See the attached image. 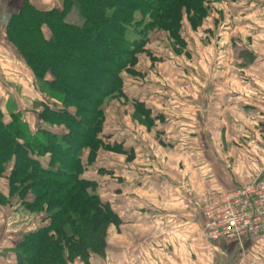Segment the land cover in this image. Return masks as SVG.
Here are the masks:
<instances>
[{"label": "crops", "instance_id": "1", "mask_svg": "<svg viewBox=\"0 0 264 264\" xmlns=\"http://www.w3.org/2000/svg\"><path fill=\"white\" fill-rule=\"evenodd\" d=\"M22 2L0 0V111L5 123L19 113L36 132L49 127L37 110L45 95L6 34ZM30 2L50 10L61 8L63 0ZM212 2L217 7L214 25H205L209 15L197 28L184 18V47L174 45L163 30L150 33L151 55H142L141 61L149 58L155 74L132 89L144 101L149 123L139 120L130 104L128 120L118 117L108 128L124 151L101 149L102 198L120 217L119 226L109 233L101 264H264V236L224 240V246L231 247L210 248L212 258H206V242H212L203 230L207 194L264 176V0ZM246 2L243 15L238 7ZM255 2L260 4L251 7ZM259 10L262 19L256 27L249 21L238 25L239 18ZM76 21L81 23L77 17ZM187 34L195 35L198 61L205 63L198 89L189 88L185 70L196 61ZM160 35L167 39L169 56L155 50L161 48L156 39ZM40 161L47 167L49 154ZM7 186L0 197L8 196V182ZM14 200L0 201V264H16V241L49 224L45 212H31Z\"/></svg>", "mask_w": 264, "mask_h": 264}, {"label": "trees", "instance_id": "2", "mask_svg": "<svg viewBox=\"0 0 264 264\" xmlns=\"http://www.w3.org/2000/svg\"><path fill=\"white\" fill-rule=\"evenodd\" d=\"M209 1L63 0L61 8L41 10L23 0L10 17L7 37L45 95L37 110L49 125L31 133L19 113L5 123L0 111V176L10 169L9 194L0 201L13 198L49 220L16 241V264H71L77 258L91 264L103 258L120 217L84 173L101 149L124 151L105 130L104 107L124 98L149 123L142 98L126 92L130 80L136 84L144 77L139 65L142 55H151L149 35L163 30L184 47V18L192 28L201 26ZM71 14L81 23L72 22Z\"/></svg>", "mask_w": 264, "mask_h": 264}, {"label": "built area", "instance_id": "3", "mask_svg": "<svg viewBox=\"0 0 264 264\" xmlns=\"http://www.w3.org/2000/svg\"><path fill=\"white\" fill-rule=\"evenodd\" d=\"M203 213L204 234L211 241L264 236V176L235 188L212 190Z\"/></svg>", "mask_w": 264, "mask_h": 264}, {"label": "rangeland", "instance_id": "4", "mask_svg": "<svg viewBox=\"0 0 264 264\" xmlns=\"http://www.w3.org/2000/svg\"><path fill=\"white\" fill-rule=\"evenodd\" d=\"M242 2H245V1H242ZM214 3L215 2H212V0L208 2V6H209V14L208 15L211 17V20H206L205 25H209V24H213L214 23V18H216V17H214V15H212V13L214 14V11L216 12V10H217V7H215L216 5ZM246 4H247V2L245 4H243V5H241V6L238 7V9L242 10V13L244 11L243 15L246 12L245 11L246 10V6H245ZM258 4H260V2H255L251 7H254L255 8V7L258 6ZM248 8H249V5H248ZM71 16H72V14L69 16V19L72 22H77L76 21V17H72L71 18ZM74 16H76V14ZM261 19H262L261 18V13H260V10H259L253 16H250L249 17V15H248L245 18H239L238 19V22H239L238 25H241V26L242 25H246L247 24V21H249L250 24L248 23V25H251V26L256 27L257 24H260ZM245 20H246V22H245ZM223 21L225 22L226 20L223 19ZM241 21H243V22L240 24ZM243 28H245V26ZM192 36H190V35L187 34L186 37H188V38H186V39L188 40V43H189L191 52H193L192 53L193 54V58H195L196 61L195 62L190 61L188 63L189 66L187 68H185V70H186V73L189 74V80H191L190 83H189V88L190 89H195V88L198 89L199 88V85H201V82H202L200 76L203 73L202 70H203V65L205 63H201V62L198 61L199 50H197V48H194L195 47L194 46V43H195V40L194 39L196 37H195V35H192ZM156 39L160 43H162V44L160 46L161 48H156V49L154 48V49L155 50H158V54H162V51L159 50V49H162L163 52H166L167 56H169L168 50H167V45H166V41H167L166 37L164 35L163 36L160 35V37H157ZM203 57L205 58L206 56L203 55ZM168 58L170 59L171 58V55ZM212 58H216V55H214V57H212ZM151 61H152V59H151ZM204 62H207L206 59H205ZM150 64H151L150 59L147 58V59H143L141 61V64L139 65V67H141V69H142V74L144 76L143 77L144 80L142 79L143 81H142L141 84L146 83V81L149 80L150 75H154L155 74L153 71H151L152 68H151ZM179 64H181V61L179 62ZM154 65L156 66V64H154ZM184 65H185V63H184ZM176 66H179V65H176ZM243 71H245V70H243V69L240 70L239 69V72H243ZM255 72H256V69H255ZM128 84L129 85H127V89H126L127 91L126 92H127V94H130V95H133L134 96V93L135 92L132 90L133 89V86H134V82L132 80H130V83H128ZM130 85L132 86V88L130 87ZM191 86H192V88H191ZM146 88H148V87H146ZM130 104H133V103L131 101H128V100H126L124 98H119V97L118 98L116 97L115 99L109 100L107 102L106 106L104 107L105 110L109 113V117H108L109 120L107 118L106 119V123H105L106 126H107V127L105 126L106 132H108V130H109L108 128H110V127L113 126L112 123H114V124L116 123L117 124V122L119 120H121L122 118L124 119L125 116H126L125 118L127 119V115H129L128 114V110H129L128 108H132ZM125 106H129V107H125ZM118 117L120 118L119 120H118ZM30 132L31 133H34V131H32L31 129H30ZM102 154L103 153L100 150L99 151L98 158L96 159V162L90 167V170H89L90 172L85 175L86 178H89V179H92V180L97 181V184H98L97 192L101 196H102V193L104 191V188H102V181H101L100 173H98L97 171H98V169H100V166H101V158L103 157ZM9 171H10V169L8 168L7 171H6V173H4L3 175H1L2 178H0V190L2 188H8V186H7L8 176L7 177H3V176L5 174H7V172H9ZM207 196H208V194H207ZM207 196H206V198H207ZM206 198H205V200H206ZM14 203H15V205L17 204L15 200H14ZM0 217H1V212H0ZM0 222H1V219H0ZM223 243H224V240H219V241H214V242L213 241L212 242H206V258H208V257L210 259L212 258L211 253L209 252V250H211L210 248H216V247H218V248L219 247L230 248L231 247L230 245L224 246ZM75 260H81V259L80 258H77ZM79 262L81 264H85L83 261H79ZM91 264H101V260L100 259L93 260Z\"/></svg>", "mask_w": 264, "mask_h": 264}]
</instances>
